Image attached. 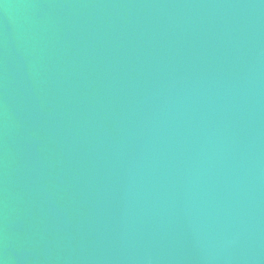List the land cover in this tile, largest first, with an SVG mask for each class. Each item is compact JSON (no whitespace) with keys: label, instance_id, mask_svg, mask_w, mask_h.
Wrapping results in <instances>:
<instances>
[{"label":"water","instance_id":"obj_1","mask_svg":"<svg viewBox=\"0 0 264 264\" xmlns=\"http://www.w3.org/2000/svg\"><path fill=\"white\" fill-rule=\"evenodd\" d=\"M0 264H264V0H0Z\"/></svg>","mask_w":264,"mask_h":264}]
</instances>
